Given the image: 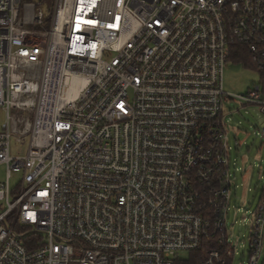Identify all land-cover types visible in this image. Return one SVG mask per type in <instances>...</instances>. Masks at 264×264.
I'll list each match as a JSON object with an SVG mask.
<instances>
[{"label": "built area", "instance_id": "obj_1", "mask_svg": "<svg viewBox=\"0 0 264 264\" xmlns=\"http://www.w3.org/2000/svg\"><path fill=\"white\" fill-rule=\"evenodd\" d=\"M237 46L264 70V0H0V264H229Z\"/></svg>", "mask_w": 264, "mask_h": 264}, {"label": "rangeland", "instance_id": "obj_2", "mask_svg": "<svg viewBox=\"0 0 264 264\" xmlns=\"http://www.w3.org/2000/svg\"><path fill=\"white\" fill-rule=\"evenodd\" d=\"M35 2L36 0H25ZM49 6L52 3H48ZM224 91L230 95H247L261 84L260 71L246 67L243 63L231 62L225 68ZM228 116L225 122L229 131L230 176L233 182L232 197L229 203L228 238L236 248L235 258L229 264H264V247L260 248L261 257L250 256L256 210L264 198V114L260 106L243 105L239 100L226 103ZM7 124L6 111L0 107V131ZM13 156H25L29 149V141L18 144L11 141ZM5 166H0V182L7 179ZM20 175L13 176L14 187ZM2 203H0V208ZM253 255V251H252ZM184 257L188 255L184 254Z\"/></svg>", "mask_w": 264, "mask_h": 264}, {"label": "trees", "instance_id": "obj_3", "mask_svg": "<svg viewBox=\"0 0 264 264\" xmlns=\"http://www.w3.org/2000/svg\"><path fill=\"white\" fill-rule=\"evenodd\" d=\"M238 62V63H243L247 68L251 67L255 70H258L254 63L249 60V55L247 54V51L243 49L240 46H237L235 53L232 56L231 62ZM260 75L262 76L261 78V84L264 87V70L260 71ZM264 91V90H263ZM264 199V198H263ZM212 247V244H208L205 246L202 250L195 251L194 253L188 254V257L182 258L179 261V264H203L207 260V253L209 248ZM252 251H253V246L251 248L250 256H252ZM230 263L233 262V258L229 259Z\"/></svg>", "mask_w": 264, "mask_h": 264}]
</instances>
